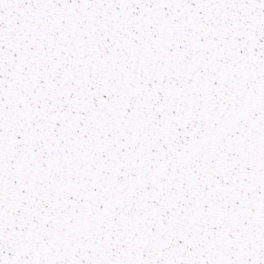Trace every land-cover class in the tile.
<instances>
[{
  "label": "snow or ice",
  "instance_id": "obj_1",
  "mask_svg": "<svg viewBox=\"0 0 264 264\" xmlns=\"http://www.w3.org/2000/svg\"><path fill=\"white\" fill-rule=\"evenodd\" d=\"M0 264H264V0H0Z\"/></svg>",
  "mask_w": 264,
  "mask_h": 264
}]
</instances>
